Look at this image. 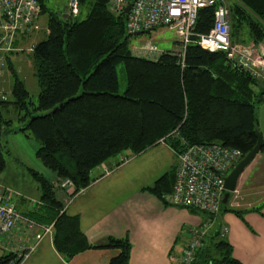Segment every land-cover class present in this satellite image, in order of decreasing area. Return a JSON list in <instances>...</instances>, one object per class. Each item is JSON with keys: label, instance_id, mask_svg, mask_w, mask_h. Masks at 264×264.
<instances>
[{"label": "trees", "instance_id": "1", "mask_svg": "<svg viewBox=\"0 0 264 264\" xmlns=\"http://www.w3.org/2000/svg\"><path fill=\"white\" fill-rule=\"evenodd\" d=\"M39 1L46 12L44 0ZM109 1L79 0L81 10L89 9L83 19L50 13L47 37L32 52L37 104L9 61L13 99H0V104L13 105L24 124L13 128V120L0 112V174L6 167L7 137L18 133L39 143L37 157L58 181L69 179L75 192L90 185L92 171L108 160L125 152L142 153L161 141L177 154L184 140L191 145L220 143L239 149L244 157L257 141L256 110L264 103V79L235 66L224 53L195 43L187 45L183 60L179 52H163L156 60L133 54L126 17L112 13ZM237 1L235 17L246 22L250 42H263L264 0ZM214 10L199 11L195 33L209 32ZM120 63L127 81L123 94H119ZM30 171L39 182L44 205L53 210L57 252L70 259L90 248L79 217L63 210L52 182ZM176 174L177 167L147 190L162 198L172 191ZM106 247L118 250L109 264H129L128 239L110 238ZM217 247L224 252L223 259L214 264H241L231 256L229 244ZM16 258L15 253L0 254V264ZM21 261L17 259L18 264Z\"/></svg>", "mask_w": 264, "mask_h": 264}, {"label": "crops", "instance_id": "2", "mask_svg": "<svg viewBox=\"0 0 264 264\" xmlns=\"http://www.w3.org/2000/svg\"><path fill=\"white\" fill-rule=\"evenodd\" d=\"M178 47L182 48L180 42ZM159 55L149 59L156 60ZM256 113L264 137V103ZM13 135L30 149L37 148L31 138ZM6 143H10L8 137ZM14 161L31 164L52 183L57 180L41 160L25 151L18 153ZM177 165V153L161 142L142 153L125 152L103 163L92 171L90 185L78 192L56 189V199L68 215L79 217L80 229L91 245L70 259L55 249L53 229L45 233V228L53 225V210L44 205L40 185L34 192L16 197L0 186V191L10 196L8 203L33 222L19 225L9 246L15 248L18 256L28 254L20 264H109L118 253L106 247L109 239H128L129 264H177L190 237L189 230L200 229L207 223L195 264L223 259L224 252L217 247L221 242L230 245L231 256L241 264H264V148L241 174L226 205L214 215L169 204L163 196L171 191L159 198L147 190ZM225 227L228 233L222 235Z\"/></svg>", "mask_w": 264, "mask_h": 264}, {"label": "built area", "instance_id": "3", "mask_svg": "<svg viewBox=\"0 0 264 264\" xmlns=\"http://www.w3.org/2000/svg\"><path fill=\"white\" fill-rule=\"evenodd\" d=\"M223 0H110L109 10L117 16L126 17L128 34L153 30L166 26L175 29L182 45V59L187 45L195 43L210 52H222L235 66L246 69L254 78L264 79V41L247 44L233 43L231 40L230 11ZM131 4L128 13L126 7ZM215 7L213 27L206 34H197L194 28L201 9ZM80 12L79 0H68L67 15L76 18ZM42 13L39 0H0V83L5 84L3 74L9 68L10 56L22 52L20 41L33 33L35 23ZM33 47L30 49L32 50ZM33 51V50H32ZM143 52H154L156 47L145 46ZM183 62V61H182ZM6 95V94H5ZM0 89V99H5ZM184 148L177 154L176 180L169 195L163 196L171 205L202 210L210 215L220 211L226 193L224 177L243 158L239 149L220 143L191 145L183 140ZM55 189L74 190L69 179L54 181ZM9 198L0 196V254L17 252L10 247L13 231L19 226L33 222L19 213L8 203ZM207 223L200 229H190V237L177 264H194L196 251L202 246V236ZM51 227L45 228V233ZM228 233L224 228L222 235ZM1 238L6 241L7 243ZM4 245V246H3ZM12 246V245H11ZM27 253L8 264H18Z\"/></svg>", "mask_w": 264, "mask_h": 264}, {"label": "rangeland", "instance_id": "4", "mask_svg": "<svg viewBox=\"0 0 264 264\" xmlns=\"http://www.w3.org/2000/svg\"><path fill=\"white\" fill-rule=\"evenodd\" d=\"M223 4L228 7L230 10V25H231V40L233 43L237 44H247L250 41V35L248 32V27L246 22L242 20L239 22L235 17L234 8L238 3L237 0H223ZM44 4L47 8L46 12L41 13L39 19L35 23V29L32 34L23 38L18 44L19 47L24 49L22 52L12 54L10 56V62L13 64L15 72L18 77L22 79L25 83L27 90L30 93V99L33 104H37L38 94H39V86L34 75V61L32 58V47L45 40L47 37V21L50 13H55L59 17H63L68 8V0H44ZM43 11V10H42ZM79 18L83 19L87 16L89 9L87 7L80 10ZM179 38L177 36L176 30L171 29L166 26L158 27L153 30L144 31L140 35H132L129 38V48L133 54L141 57L148 58L153 56H157L163 52H182L181 46L178 47ZM155 46L156 51L154 52H143V48L145 46ZM179 55V54H178ZM117 73L119 78V94H123L126 88V73L125 67L123 63H120L117 66ZM6 79L5 84L0 83V89L4 90V95L8 97V101H12L11 90L13 86V72L7 68L6 73L3 74ZM9 78V79H8ZM2 99V98H1ZM0 112L6 119H12L13 124L11 127L21 128L24 124L22 120H20V114L18 110L11 104L7 106L0 104ZM22 114L24 112L22 111ZM22 136L24 134H17ZM15 135L9 136V145L7 143L4 144V158L6 160V167L4 171L0 174V186H5L6 189L10 190L12 197L16 196H26L27 193L34 192L36 186H39L38 182H36L34 176L32 175L30 170L37 171L31 164H16L15 157L18 153L25 151L27 154L32 156L35 159L37 158V151L40 147L39 143H37V148L32 150L20 141L19 138H13ZM23 137V136H22ZM11 139V141H10ZM31 141H35L34 138H31ZM28 143V142H27ZM39 173V171H37ZM3 184V185H2ZM4 188V187H2ZM2 190V189H1ZM59 190V189H58ZM53 191H57L53 187ZM3 196L10 198L6 192L2 190ZM209 252L211 250L209 249ZM208 260V259H207ZM204 264H214L213 262H205Z\"/></svg>", "mask_w": 264, "mask_h": 264}, {"label": "water", "instance_id": "5", "mask_svg": "<svg viewBox=\"0 0 264 264\" xmlns=\"http://www.w3.org/2000/svg\"><path fill=\"white\" fill-rule=\"evenodd\" d=\"M131 4H129L125 12H129ZM141 32L136 33V35H140ZM53 113V112H52ZM50 113V114H52ZM256 135V144L255 146L234 166V168L224 177V186L226 189V193L224 195L223 204L228 202V199L232 193L236 191L238 180L244 170L251 164L256 155L260 152L262 148H264V137L260 130L255 131Z\"/></svg>", "mask_w": 264, "mask_h": 264}, {"label": "bare ground", "instance_id": "6", "mask_svg": "<svg viewBox=\"0 0 264 264\" xmlns=\"http://www.w3.org/2000/svg\"><path fill=\"white\" fill-rule=\"evenodd\" d=\"M81 10V9H80ZM230 11V10H229ZM128 13V12H127ZM66 14H67V12H66ZM79 14H80V12H79ZM79 16V15H78ZM77 16V17H78ZM117 16V15H116ZM124 16V15H123ZM126 21V20H125ZM213 24H214V21H213ZM212 27H213V25H212ZM230 27H231V25H230ZM127 32V31H126ZM180 51H183V48H181V50ZM186 51V50H185ZM182 53V52H181ZM181 53L179 52V55H180V58L182 59V57H181ZM185 57V56H184ZM183 60V59H182ZM161 142H163V141H161ZM0 196L3 198V193H2V191H0ZM52 228V227H51ZM4 246V245H3ZM5 251H6V253L7 254H9L10 253V251L6 248L5 249ZM13 253H15V252H13Z\"/></svg>", "mask_w": 264, "mask_h": 264}]
</instances>
